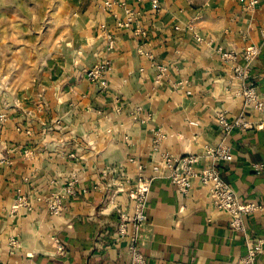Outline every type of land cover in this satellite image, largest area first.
<instances>
[{"label": "crops", "instance_id": "1", "mask_svg": "<svg viewBox=\"0 0 264 264\" xmlns=\"http://www.w3.org/2000/svg\"><path fill=\"white\" fill-rule=\"evenodd\" d=\"M115 1L136 14L129 28L116 26L123 14L105 0H67L79 27L75 48L0 107V264H128L117 228L120 213H133L138 166L150 173L156 138L175 156L216 146L220 113L245 114L252 126L228 137L234 158L218 166L221 176L243 203L264 207V172L251 168L264 165L261 116L244 108L242 86L217 54L262 44L264 0L251 9L249 0ZM105 59L108 70L91 81L86 72ZM250 82L264 98V45ZM72 179L65 209L50 214L45 199ZM21 197L30 210L14 208ZM147 216L137 240L145 264H236L246 254L244 237L197 182L183 194L156 178ZM245 223L252 241L264 239V213Z\"/></svg>", "mask_w": 264, "mask_h": 264}, {"label": "built area", "instance_id": "2", "mask_svg": "<svg viewBox=\"0 0 264 264\" xmlns=\"http://www.w3.org/2000/svg\"><path fill=\"white\" fill-rule=\"evenodd\" d=\"M140 1V0H138ZM157 8L159 0H149ZM257 0H249L248 8L257 5ZM105 8L120 10L123 19L116 23L118 28H129L136 20V14L130 10L123 2L115 0H105ZM108 50H112L115 44V38L110 34L107 35ZM197 40L200 39L197 37ZM264 45V36L261 45H249L241 51L218 49L217 54L222 64L229 66L235 78L242 86V96L244 108H250L261 116L257 128L264 130V98L257 92L253 82H250V66L258 58ZM110 61L105 59L100 64L94 66L86 72V76L91 81L99 80L108 70ZM217 124L220 128L222 137L214 147H207L202 154H190L186 156H175L168 151L161 150V138L154 140V154L151 157L150 173L142 165L138 166L139 173L134 181V189L129 193L133 202V213L129 217L120 213V224L117 228V234L120 239H126L127 252L129 254L128 264H145L144 256L137 249L138 230L140 226L147 222V205L151 191L152 182L156 178H166L181 193L187 194L193 187L194 182L199 183L206 188L209 194L211 205L228 215V227L235 233L244 237L246 243V254L241 257L236 264H256L258 258L264 253V239L252 241L248 236L245 217L254 213H264V207L254 203H243L238 194L222 178L219 165L229 163L234 156L227 140L235 129L251 128L246 121V115L241 114L234 120L220 113L217 116ZM256 175L264 172L263 164H253L251 166ZM76 179L67 182L61 193L53 194L50 198L45 199L46 207L50 214L59 215L64 209V199L75 193ZM37 197V196H36ZM40 200L38 196L36 198ZM31 209V202L27 198L21 197L17 200L15 209ZM130 223L132 228L129 233L127 224ZM14 247L16 243L10 242ZM60 254H63V247L56 244Z\"/></svg>", "mask_w": 264, "mask_h": 264}, {"label": "rangeland", "instance_id": "3", "mask_svg": "<svg viewBox=\"0 0 264 264\" xmlns=\"http://www.w3.org/2000/svg\"><path fill=\"white\" fill-rule=\"evenodd\" d=\"M0 107L76 45L78 25L67 0H0ZM3 19V20H1Z\"/></svg>", "mask_w": 264, "mask_h": 264}]
</instances>
